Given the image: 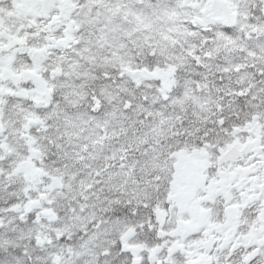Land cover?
<instances>
[{
	"label": "snow or ice",
	"instance_id": "snow-or-ice-1",
	"mask_svg": "<svg viewBox=\"0 0 264 264\" xmlns=\"http://www.w3.org/2000/svg\"><path fill=\"white\" fill-rule=\"evenodd\" d=\"M0 264H264V0H0Z\"/></svg>",
	"mask_w": 264,
	"mask_h": 264
}]
</instances>
